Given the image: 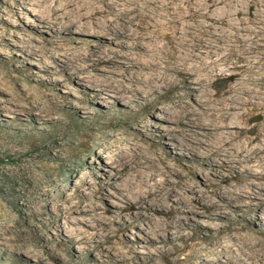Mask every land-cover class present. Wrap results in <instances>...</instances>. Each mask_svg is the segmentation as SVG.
<instances>
[{
    "label": "bare ground",
    "instance_id": "obj_1",
    "mask_svg": "<svg viewBox=\"0 0 264 264\" xmlns=\"http://www.w3.org/2000/svg\"><path fill=\"white\" fill-rule=\"evenodd\" d=\"M23 5L33 7L41 28L50 35L49 40L40 41L44 46L35 45L30 53L22 50L23 57H38L54 76L62 72L58 68L78 61L88 73L77 71V77L89 88L98 83L89 72L108 75L97 84L102 89L83 92V101L90 106L102 94L117 101L139 99L143 109L155 107L160 98L179 104L187 97L191 105L194 93L202 92V100L175 118L178 124H186L191 115V131L202 137L193 141L192 154L208 166L215 201L206 202L204 192L193 182L196 170L187 166L185 173L179 172L171 161L183 159L158 144L147 145L145 155L119 153L111 157L117 168L109 178L87 184L95 197L103 191L117 199L116 210L100 211L94 202L88 210L93 212L90 221L96 224L95 230L104 236L99 244L111 243L130 225L143 223L141 242L160 244L145 258L155 261V257V264H264L252 248L243 245L241 233L253 235L250 222L236 216L226 224L216 223L232 212L222 193H217L221 184H228L227 190L238 198L250 193L256 199L264 191V51L259 52L264 48V0H21L17 9L22 11ZM17 28L23 31L20 41H25V31ZM101 32L110 37L96 35ZM84 35L98 37L91 47L99 49L83 50ZM228 45L248 49L243 54L257 60L234 65L233 71L219 68L217 56L225 54ZM66 73L68 79L74 74L62 72L52 83L54 90ZM16 92L26 101V94H33L52 111L64 107L60 96H43L31 88ZM137 126L133 136L144 138V122L139 120ZM178 172L188 178L182 187L174 180ZM236 206L248 214L254 208L263 211L264 202ZM192 216L212 221L196 223ZM199 238L209 244L206 258L197 254L199 263H194L196 245L187 242ZM236 242L242 248L235 257L233 248L240 247ZM111 246L106 253L109 264H149L139 258L137 248L142 246L133 248L126 238L122 245ZM187 248L190 252L178 263L176 256Z\"/></svg>",
    "mask_w": 264,
    "mask_h": 264
},
{
    "label": "rangeland",
    "instance_id": "obj_2",
    "mask_svg": "<svg viewBox=\"0 0 264 264\" xmlns=\"http://www.w3.org/2000/svg\"><path fill=\"white\" fill-rule=\"evenodd\" d=\"M20 1L0 0V264H109L106 257L108 247L113 243L122 245L125 238L133 243V248L142 246L135 248L139 258L148 261L145 259L147 253L160 244L146 245L141 242L144 239L143 223L130 225L127 231L118 233L111 243L99 244L104 236L100 229L95 230L96 224L90 221L93 212L88 210L93 204L100 211L116 210L117 199L103 191L95 197L87 184L102 182L115 172L117 165L111 157L126 151H139L145 155L147 145L154 142L156 146H162L167 152L183 159L180 162L171 161L179 172L185 173L187 166L193 167L196 170L193 182L204 192L206 202H214L212 194L215 190L208 183L211 177L208 166L205 161V165H202L192 154L196 150L193 141L202 137L191 131V115L186 124H178L175 118L202 100V92L194 93L191 105L187 97L179 104L160 98L155 107L143 109L139 107V99L117 101L102 94V98L90 106L83 101V92L102 89L97 84L107 80L108 75L98 71L89 72L98 79V83L89 88V85H83L85 81L77 77V71H84L78 61H73L72 66L58 68L59 71L74 74L68 79L65 77L69 73H66L65 79L55 85L54 90L52 83L62 77V72L58 76L50 75L48 71L52 70H47L38 57H23L22 50L30 53L35 45L44 46L40 41L49 40L50 35L41 28L42 21L32 11L33 7L23 5L22 11L17 9ZM17 11L21 12L18 16L15 15ZM18 25L26 33L25 41H20L23 31L17 28ZM96 35L110 37L104 32ZM82 37L85 40L83 50L99 49L91 47L96 45L94 43L98 37ZM227 47L225 54L217 56L221 69L233 71L234 65L239 67L257 60L243 54L244 51L249 53L248 49L236 45ZM67 48L65 46L63 50L67 51ZM263 51L264 48L259 52ZM115 78L118 79L117 76ZM29 88L43 96L62 97L59 104L64 107L52 111L33 94H26V101L16 92V89L26 91ZM139 120L145 124L142 132L144 138L133 136L139 128ZM179 172L174 180L179 181L182 187L188 178ZM116 184L121 185V182ZM229 187L228 184H221L217 193H222L232 212L216 223L226 224L236 216L244 217L250 222L248 227L253 235L241 233L245 237L243 245L252 248L257 260L264 261V209L259 212L254 208L250 213L243 214L236 206L240 203L264 202V191L256 199L250 193H243L238 198L227 190ZM156 218L160 219L161 216ZM192 218L193 222L207 225L212 221L208 217ZM204 233L209 235L207 230ZM77 236L81 240H75ZM192 244L196 248L192 250L191 261L199 263L196 256L206 258V244L209 242L201 238L187 242V245ZM236 244L240 247L233 248L232 255L235 257L242 248L238 242ZM189 252L188 248L180 252L176 256L178 263ZM153 260L148 261L149 264L158 262L155 257Z\"/></svg>",
    "mask_w": 264,
    "mask_h": 264
}]
</instances>
